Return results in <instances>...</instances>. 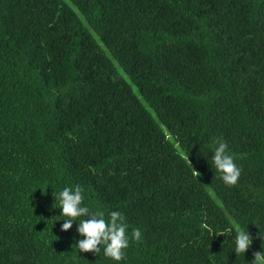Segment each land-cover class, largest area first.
Segmentation results:
<instances>
[{"label": "trees", "instance_id": "trees-1", "mask_svg": "<svg viewBox=\"0 0 264 264\" xmlns=\"http://www.w3.org/2000/svg\"><path fill=\"white\" fill-rule=\"evenodd\" d=\"M70 2L0 0V264H252L264 0ZM217 139L236 186L212 164ZM76 184L82 206L124 214L125 259L80 252L78 221L62 231L58 195ZM241 229L253 242L237 255Z\"/></svg>", "mask_w": 264, "mask_h": 264}, {"label": "clouds", "instance_id": "clouds-1", "mask_svg": "<svg viewBox=\"0 0 264 264\" xmlns=\"http://www.w3.org/2000/svg\"><path fill=\"white\" fill-rule=\"evenodd\" d=\"M215 144L212 164L215 170L221 173V179L227 186H236L242 174V168L237 165L234 156L229 153L228 144L223 139H217ZM189 163L191 165L190 161ZM191 168L194 175L198 177L200 173L192 165ZM84 193V188L79 184H76L74 188L64 187L59 193V208L62 210L61 216L64 217V223L61 225L62 231L70 230L73 221H78L77 231L84 237L76 244L80 252H93L97 255L103 246L105 256L114 261L125 259V250L129 247L130 239L124 214L120 211H111L106 217L101 210L90 211L89 207L82 206L85 199ZM202 227L207 229L211 235L213 233L224 236L232 234L231 229L227 232L216 233L207 224H203ZM131 239L137 243L142 242V232L139 228L132 230ZM252 242L253 238L247 230H236L234 250L237 255L245 254ZM253 255L252 264H264V252L257 251Z\"/></svg>", "mask_w": 264, "mask_h": 264}, {"label": "rangeland", "instance_id": "rangeland-1", "mask_svg": "<svg viewBox=\"0 0 264 264\" xmlns=\"http://www.w3.org/2000/svg\"><path fill=\"white\" fill-rule=\"evenodd\" d=\"M62 1L64 2V4H66V5H68V6L71 7V2H70V0H62ZM79 16H81V15L79 14ZM98 43L101 45V43L99 42V40H98ZM108 55L110 56L109 53H108ZM119 71L121 72L120 69H119ZM128 81H129V80H128ZM133 90H134V92H136V94L139 95V90H138L136 87H133Z\"/></svg>", "mask_w": 264, "mask_h": 264}]
</instances>
